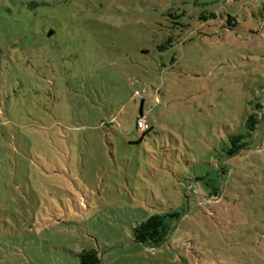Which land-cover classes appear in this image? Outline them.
Here are the masks:
<instances>
[{
    "label": "rangeland",
    "instance_id": "rangeland-1",
    "mask_svg": "<svg viewBox=\"0 0 264 264\" xmlns=\"http://www.w3.org/2000/svg\"><path fill=\"white\" fill-rule=\"evenodd\" d=\"M90 251L264 264V0H0V264Z\"/></svg>",
    "mask_w": 264,
    "mask_h": 264
},
{
    "label": "trees",
    "instance_id": "trees-1",
    "mask_svg": "<svg viewBox=\"0 0 264 264\" xmlns=\"http://www.w3.org/2000/svg\"><path fill=\"white\" fill-rule=\"evenodd\" d=\"M139 119V118H138ZM137 119V121H138ZM258 125L255 116H250L247 121V129L250 133L256 131V127ZM152 130V127L149 126V129L142 132L144 135L148 134ZM240 137H236L233 139V143L240 141ZM243 147L235 148V151H230V155L233 157L242 150ZM166 216L154 215L148 218L146 221L142 222L138 225L137 228L134 229V238L138 244L145 245L150 248H158L163 245L169 236L170 228L168 224L165 222ZM82 264H100V260L98 254L95 251L84 252L80 256Z\"/></svg>",
    "mask_w": 264,
    "mask_h": 264
},
{
    "label": "built area",
    "instance_id": "built-area-1",
    "mask_svg": "<svg viewBox=\"0 0 264 264\" xmlns=\"http://www.w3.org/2000/svg\"><path fill=\"white\" fill-rule=\"evenodd\" d=\"M137 128L139 131H146L149 129V125L146 123L145 120H143L142 118H139L137 121Z\"/></svg>",
    "mask_w": 264,
    "mask_h": 264
}]
</instances>
